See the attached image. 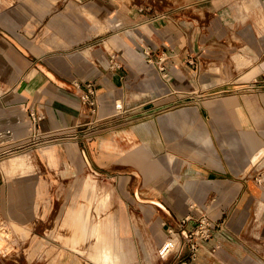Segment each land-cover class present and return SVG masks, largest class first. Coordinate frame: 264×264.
<instances>
[{
	"label": "crops",
	"instance_id": "crops-1",
	"mask_svg": "<svg viewBox=\"0 0 264 264\" xmlns=\"http://www.w3.org/2000/svg\"><path fill=\"white\" fill-rule=\"evenodd\" d=\"M26 142L2 159L19 173L0 168V264H54L38 252L63 247L55 236L93 177L116 203L101 264H139L137 250L152 264H264V0L0 4V151ZM203 213L218 228L195 259L158 254L177 240L169 227ZM139 221L149 248L133 241Z\"/></svg>",
	"mask_w": 264,
	"mask_h": 264
},
{
	"label": "rangeland",
	"instance_id": "rangeland-1",
	"mask_svg": "<svg viewBox=\"0 0 264 264\" xmlns=\"http://www.w3.org/2000/svg\"><path fill=\"white\" fill-rule=\"evenodd\" d=\"M11 1L16 0H0V4ZM16 157L19 156H15V158ZM11 158H13V160ZM10 159L11 162L14 163H16L17 161L14 159V157H10ZM3 161L4 160L0 161V168L2 169L3 167L1 166H3ZM4 171L7 176H11V174L16 175L19 173L18 171L15 173H11L6 170ZM89 185L90 186L86 187L84 193L85 195L91 194L92 198H86L85 196H83V198H77L76 204L78 202H81V204L79 206L76 217H73L71 220L70 218L67 219L69 224L67 223V220L62 222L60 228L58 229V235L55 236L56 239L60 240L63 247L61 249H58L56 247L54 251H45L43 249L38 252V258H46L48 257V254L52 253L51 257H54V255L57 256L54 264H64L62 263V260L65 257H70L71 264H73L74 261L75 264H89V262L91 263L92 261L101 264L96 260V257L101 253V249H103L105 246H112L114 241V236L109 235L105 229L107 226L112 227L113 220L103 219L102 214L107 215L110 212L115 214L114 212L116 203L115 198H113L112 196L111 189H107L106 187L101 186L100 181L96 177H93ZM9 225H11L9 229H14V232L18 236H20V229L15 228L13 223H10ZM4 226V223H0V233H5V229L3 228ZM134 226L137 230L142 232V235H134L133 241L135 242L137 247L143 248V246H146L149 248L150 245L152 246V236L146 233L145 227L147 226V224L139 221L138 223L134 224ZM9 229L7 235L9 236L11 243L3 241V244H6L8 250H11L14 247V244L12 242L13 236ZM69 231L71 232V237L70 242L67 243L68 241L66 237L67 235H69ZM68 247H71L72 249H68ZM150 251L152 252V249ZM61 252H63L64 254L61 255ZM16 253L18 254V256L15 255L14 251H12L8 256L12 258L18 257L19 259L20 249H17ZM136 253L139 260L141 259V263L139 264H152V259H150L149 261L146 259L145 251L137 250Z\"/></svg>",
	"mask_w": 264,
	"mask_h": 264
},
{
	"label": "built area",
	"instance_id": "built-area-1",
	"mask_svg": "<svg viewBox=\"0 0 264 264\" xmlns=\"http://www.w3.org/2000/svg\"><path fill=\"white\" fill-rule=\"evenodd\" d=\"M160 60H162L160 58ZM163 61V60H162ZM113 64L117 65V62L113 58ZM96 94V86L94 82L89 81L87 82V92L85 93V100L88 104V106L91 108L92 113H97L98 110V103L95 98ZM123 104L121 102L116 103V109H118L119 112L123 109ZM42 116L37 114H32L31 122H32V131L35 132V136L38 135V132L36 130L37 127V121L40 120ZM67 136H76L74 132H70L67 134ZM36 139V138H35ZM55 139V136L50 134L48 137L45 138H39V140L35 141V143H45L49 141H53ZM31 140V139H30ZM31 143H23L15 147H9L5 148L0 151V160L7 158L15 153L23 152L25 151ZM192 219L191 215H186L180 220H178L177 225H173L168 228L169 232V238H177L175 242H167V240L161 244V246L158 248V254L161 257H165L170 255L173 252L177 253H190V257L192 259H195L200 251L201 245L211 240L214 237L215 231L218 228V222L212 218L209 214L203 213L201 214L195 221L194 228L188 230L186 229V224ZM1 253V251H0Z\"/></svg>",
	"mask_w": 264,
	"mask_h": 264
},
{
	"label": "bare ground",
	"instance_id": "bare-ground-1",
	"mask_svg": "<svg viewBox=\"0 0 264 264\" xmlns=\"http://www.w3.org/2000/svg\"><path fill=\"white\" fill-rule=\"evenodd\" d=\"M24 153H26V152H19V153H15V154H13V155H11V156H9L8 158H10V157H15V156H19V155H22V154H24ZM1 236H3V233H0V237ZM0 246H2V241H1V238H0ZM107 253V252H106ZM108 254V253H107ZM103 255H105V254H103ZM111 255V254H110ZM107 259V258H106ZM110 259V258H109ZM104 261V260H103ZM115 261V260H114ZM114 261H113V263H114ZM112 262V261H111Z\"/></svg>",
	"mask_w": 264,
	"mask_h": 264
}]
</instances>
